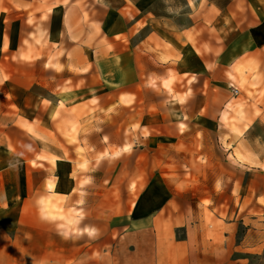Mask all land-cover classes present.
I'll return each mask as SVG.
<instances>
[{
    "label": "crops",
    "instance_id": "crops-1",
    "mask_svg": "<svg viewBox=\"0 0 264 264\" xmlns=\"http://www.w3.org/2000/svg\"><path fill=\"white\" fill-rule=\"evenodd\" d=\"M152 1L0 0V264L259 244L264 0Z\"/></svg>",
    "mask_w": 264,
    "mask_h": 264
},
{
    "label": "rangeland",
    "instance_id": "rangeland-1",
    "mask_svg": "<svg viewBox=\"0 0 264 264\" xmlns=\"http://www.w3.org/2000/svg\"><path fill=\"white\" fill-rule=\"evenodd\" d=\"M192 1L193 0H153L150 4V11L160 15H177L185 11L188 4H191ZM256 228L259 230V233L253 234L260 238V242L257 244L256 248L254 250H236L239 257L246 259L243 264H264V212H261L260 222L257 224ZM246 229V227L239 225L238 234L241 237L244 236ZM255 235H251V238H254L256 241L257 237Z\"/></svg>",
    "mask_w": 264,
    "mask_h": 264
}]
</instances>
